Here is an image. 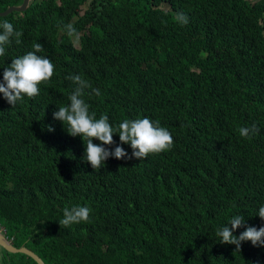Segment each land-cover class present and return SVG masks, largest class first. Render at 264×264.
Returning a JSON list of instances; mask_svg holds the SVG:
<instances>
[{
  "label": "trees",
  "instance_id": "16d2710c",
  "mask_svg": "<svg viewBox=\"0 0 264 264\" xmlns=\"http://www.w3.org/2000/svg\"><path fill=\"white\" fill-rule=\"evenodd\" d=\"M22 0H0V10ZM31 0L0 15L23 32L0 57L42 43L54 76L12 106L0 93V226L46 264H264V247L218 243L235 215L264 226V0ZM184 13L189 23L176 22ZM80 33L75 42L65 25ZM81 75L100 95L90 112L116 127L149 118L171 150L109 157L95 171L85 144L53 118ZM51 125L55 131L49 132ZM258 131L241 137L240 127ZM114 151L120 144L118 134ZM94 143L100 144L99 140ZM129 155L130 145H122ZM86 206L90 221L61 227L63 210ZM245 227L237 229L239 236ZM0 264H37L1 249Z\"/></svg>",
  "mask_w": 264,
  "mask_h": 264
},
{
  "label": "clouds",
  "instance_id": "9594fccd",
  "mask_svg": "<svg viewBox=\"0 0 264 264\" xmlns=\"http://www.w3.org/2000/svg\"><path fill=\"white\" fill-rule=\"evenodd\" d=\"M175 20L181 26L189 23V18L182 12L176 14ZM64 27L69 37H74L76 41L80 39V33L71 23ZM22 36L23 32L16 30L8 20L0 23V57L5 56L6 48L13 41L17 45L21 44ZM43 51L42 43L33 42L31 51L13 58L11 63L4 67L0 93L12 108L18 103L23 104L25 97L32 99L38 96L40 85L49 83L54 76L55 65L49 58L38 54ZM67 79L71 80L75 86L68 96L70 103L66 106H58V110L53 112V118L63 123L70 136L82 138L85 144L83 160L89 163L95 171L101 170L109 157L142 160L151 154H160L173 147L174 140L170 131L160 126L159 121L153 122L149 118L125 119L114 127L109 122L107 114H102L97 118L94 112H90L89 104L84 97L85 95L99 96V89L93 88L90 82L81 75H70ZM47 130L55 131L51 125ZM257 131L255 125L252 128L240 127L238 129L239 135L247 139H251ZM116 134L119 136L120 144L112 151L105 145L115 144L113 137ZM94 140H99L101 143L96 144ZM125 144L130 145L131 155L122 146ZM91 211L86 206L66 207L63 210V219L58 222L64 228L82 222L87 223L90 221ZM257 215L264 220V206L259 207ZM241 227H245V230L239 236L235 235L234 232ZM216 237L220 244L235 245L236 251H240L245 241H250L254 247H264V226L259 228L246 226L244 216L235 215L228 225L216 230Z\"/></svg>",
  "mask_w": 264,
  "mask_h": 264
},
{
  "label": "water",
  "instance_id": "95a60500",
  "mask_svg": "<svg viewBox=\"0 0 264 264\" xmlns=\"http://www.w3.org/2000/svg\"><path fill=\"white\" fill-rule=\"evenodd\" d=\"M31 0H22L19 3H14V4H10L8 5L5 9L0 10V15H5L13 10H17V11H22L25 10L28 5L30 4ZM5 249L8 252H22L25 253L29 256H31L36 262L37 264H46V262L42 259V257L36 253L34 250H32L31 248H29L26 245H20V246H16L12 243V239L8 238L5 235L4 230H2L1 226H0V259H1V249Z\"/></svg>",
  "mask_w": 264,
  "mask_h": 264
},
{
  "label": "rangeland",
  "instance_id": "374dc122",
  "mask_svg": "<svg viewBox=\"0 0 264 264\" xmlns=\"http://www.w3.org/2000/svg\"><path fill=\"white\" fill-rule=\"evenodd\" d=\"M87 4H89V1H88V0L86 1V3L82 4L83 7H81V12L83 11L84 7H85ZM74 40H75V39H74ZM75 42H77V41L75 40Z\"/></svg>",
  "mask_w": 264,
  "mask_h": 264
},
{
  "label": "flooded vegetation",
  "instance_id": "af4514ba",
  "mask_svg": "<svg viewBox=\"0 0 264 264\" xmlns=\"http://www.w3.org/2000/svg\"><path fill=\"white\" fill-rule=\"evenodd\" d=\"M13 241V240H12ZM13 243V242H12Z\"/></svg>",
  "mask_w": 264,
  "mask_h": 264
}]
</instances>
